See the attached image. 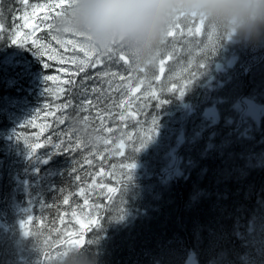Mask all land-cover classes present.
Wrapping results in <instances>:
<instances>
[{"label": "trees", "instance_id": "obj_1", "mask_svg": "<svg viewBox=\"0 0 264 264\" xmlns=\"http://www.w3.org/2000/svg\"><path fill=\"white\" fill-rule=\"evenodd\" d=\"M54 3L0 0V129L7 103L48 71L47 48L59 43L48 27L53 20L42 18L54 17ZM19 27L28 33L22 42L15 39ZM172 52L165 42L148 67L126 54L120 60V51L94 54L83 72L67 76L74 83L46 96L55 112L31 146L19 142L15 160L0 149V212L24 221L13 239L0 238V264H64L72 249L86 247L99 264H254L260 248L249 227L255 216L264 218V112L247 128L230 104L264 102V64L241 71L239 88L228 95L227 79L209 57L197 55L173 74L172 60L163 64ZM136 89L152 90L141 97L142 110L126 101ZM191 104L193 113L161 129L170 155L137 149L132 135L115 146L120 132ZM206 105L215 106L217 120L204 119ZM90 130L101 134L95 146L85 140ZM139 160L149 165L129 167ZM97 206L94 222L82 227L77 216ZM77 237L80 245L71 246ZM60 246L63 255L55 256Z\"/></svg>", "mask_w": 264, "mask_h": 264}, {"label": "rangeland", "instance_id": "obj_2", "mask_svg": "<svg viewBox=\"0 0 264 264\" xmlns=\"http://www.w3.org/2000/svg\"><path fill=\"white\" fill-rule=\"evenodd\" d=\"M179 23H181V28L174 29L176 34L173 37L166 38V42L170 45V48L174 49V52H172L173 58L168 57L163 62V64H166L172 60L171 64L175 65L172 70L173 74L181 73L184 64L191 62L197 55H204L209 57L211 61H214V64L220 70V77L227 79L223 83V88L230 95L239 88L238 75L241 74V71H247L255 64H264V41L256 44L237 42L231 40L220 29H213L207 22L204 26H201L200 33H195L194 31L195 27L198 26V21H192L187 24L179 21ZM34 25L36 26V24ZM189 27L193 29L192 32L188 31ZM32 29L33 27L30 28V31ZM26 35L28 33H25L19 27L16 31L15 39L18 42H22L26 39ZM67 39H76V37L65 36L64 39L59 40L58 45L48 47L46 52L48 58L46 62L47 67H45L48 71L45 72L43 70L40 73L34 74L30 82L31 86L28 88V93L22 95L17 100H10L7 103V123L2 125L0 129V149H3V151L5 149L9 150L13 160L18 157L17 149H20L19 142L30 147L37 135L47 129L49 117L53 115L55 109H53V105L50 104L46 96L52 92L56 94L61 93L64 90V83L70 72L79 70V61H85L83 67L86 69L94 55L85 56L84 52L72 50L70 45L64 43ZM175 49H178L179 52L175 51ZM184 56H187L186 61L178 59V57L182 58ZM72 60H75L76 63H72ZM46 76H51L53 79L45 80ZM258 81L264 91V78H259ZM231 82L232 84L229 86L228 84ZM151 93L152 90L141 92L136 89L127 94L129 96L126 101L130 102V104L131 102L135 103L134 105L142 110L144 105L141 97L148 96ZM204 101H208V99L205 98ZM262 103L264 102H256L252 98L244 97L241 103L233 102L230 105L242 114V121L246 123L245 127L247 126L248 128L250 123L253 120H258L264 112V104ZM221 104L222 106L226 105L224 102H221ZM194 108L191 104L187 108H180L168 114H157L156 116L159 119L150 116V118H146L140 125L120 132L115 140V146L123 144L132 135L137 149L139 147L151 146L155 152L170 155L169 143L165 140L164 132L161 129H170L172 123H177L190 113H193ZM202 113L204 119L217 120L214 117L217 113L215 106H204ZM144 115H148V113ZM152 134H154V137H152ZM256 157L259 162L263 159L260 154ZM143 161L139 160L129 167L131 169L135 167L136 171L145 169L149 164L143 163ZM127 167L128 165L125 166V169L129 171ZM165 169L163 168L162 170ZM168 175L171 174L168 173ZM99 211L100 206L89 208L87 212L77 216L78 222L83 227L90 226ZM15 219L13 215L7 216L0 212V238L8 236V238L13 239L16 236L19 224H24V221L19 219L20 223L16 224L14 222ZM249 231L255 237L256 244L260 248L257 253H254L256 255L254 264H264V218L255 216V220L250 225ZM29 232H26V234L29 235ZM74 240H80V238L77 237ZM64 250L63 246L57 247L54 250L55 256L61 255Z\"/></svg>", "mask_w": 264, "mask_h": 264}, {"label": "clouds", "instance_id": "obj_3", "mask_svg": "<svg viewBox=\"0 0 264 264\" xmlns=\"http://www.w3.org/2000/svg\"><path fill=\"white\" fill-rule=\"evenodd\" d=\"M195 14L231 40L264 41V0H70L56 16L57 36L82 37L98 52L121 48L137 67L154 65L173 20ZM82 121L74 118L73 125ZM101 134L90 130L86 143L95 146ZM64 264H99L91 248L72 249Z\"/></svg>", "mask_w": 264, "mask_h": 264}, {"label": "snow or ice", "instance_id": "obj_4", "mask_svg": "<svg viewBox=\"0 0 264 264\" xmlns=\"http://www.w3.org/2000/svg\"><path fill=\"white\" fill-rule=\"evenodd\" d=\"M70 6V0H55V3L52 5V10L54 11V17H49V16H44L42 18V20H49V19H52L54 20V18L58 15H60L62 13V11L69 7ZM41 8H43L44 6L41 5L40 6ZM179 21H183L185 22L186 24L187 23H191L192 21H198V26L195 27L194 31L195 33H200L201 31V26H204L206 24V20L204 18H199L197 17L195 14H192V15H185L183 13L179 14L172 22L171 26H170V30L168 31L167 33V36L166 38L168 37H173L176 33L174 32V29H180L181 28V23H179ZM27 20H25V24L27 25ZM208 23V22H207ZM209 24V23H208ZM213 29H216L217 27L215 25H212V24H209ZM30 27H33L35 28L36 26L35 25H29ZM49 28H52V23H50L48 25ZM188 31L189 32H192L193 29L191 27L188 28ZM73 37H76V39H67L66 41H64V43H66L67 45H70L71 46V49L72 50H78V51H81V52H84L85 53V56H89L90 54H96L97 55V58H99L100 56H102L104 53H113L114 51H120V55H119V59L120 60H125L126 59V56H125V52L121 49V48H118V47H114V48H111L107 51H104V52H98L95 48H93L91 45H89L82 37H78V36H73ZM166 38L165 40L162 42V45L165 44L166 42ZM52 39L54 40H57L58 42H60L58 40V37L53 35L52 36ZM13 43H16L15 40H13ZM32 44L33 45H36V40H33L32 41ZM160 55V53H159ZM158 55V56H159ZM72 63H76L75 60H72L71 61ZM85 61L81 60L79 61V64H80V67H79V72H83L84 71V65ZM95 63V62H93ZM45 67H47V65H45ZM161 72L164 71L163 68L160 69ZM78 73H73V75H76ZM53 77L51 76H46L45 77V80H52ZM121 79H123L121 77ZM65 83H68V84H72L74 83L73 81L71 80H68V81H65ZM85 91H87V89L85 88ZM94 91V89H93ZM55 146V145H54ZM37 147H39V145H37ZM134 167V165H133ZM65 204L68 203L67 200L64 201ZM23 226V225H22ZM83 227V225H82ZM71 246H79L81 241L80 240H71L68 242ZM63 255V254H61Z\"/></svg>", "mask_w": 264, "mask_h": 264}]
</instances>
